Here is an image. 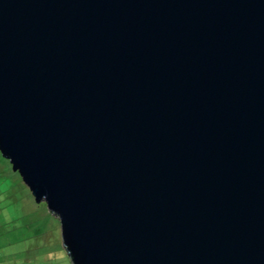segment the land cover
Segmentation results:
<instances>
[{"label":"water","instance_id":"1","mask_svg":"<svg viewBox=\"0 0 264 264\" xmlns=\"http://www.w3.org/2000/svg\"><path fill=\"white\" fill-rule=\"evenodd\" d=\"M0 152L71 264H264V0H0Z\"/></svg>","mask_w":264,"mask_h":264},{"label":"rangeland","instance_id":"2","mask_svg":"<svg viewBox=\"0 0 264 264\" xmlns=\"http://www.w3.org/2000/svg\"><path fill=\"white\" fill-rule=\"evenodd\" d=\"M0 264H71L60 222L0 152Z\"/></svg>","mask_w":264,"mask_h":264}]
</instances>
